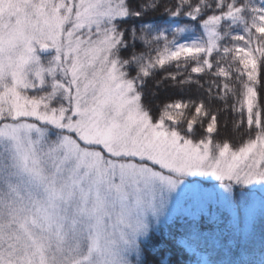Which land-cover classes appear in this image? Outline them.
Returning <instances> with one entry per match:
<instances>
[{
  "label": "snow or ice",
  "instance_id": "1",
  "mask_svg": "<svg viewBox=\"0 0 264 264\" xmlns=\"http://www.w3.org/2000/svg\"><path fill=\"white\" fill-rule=\"evenodd\" d=\"M0 264H264V0H0Z\"/></svg>",
  "mask_w": 264,
  "mask_h": 264
}]
</instances>
